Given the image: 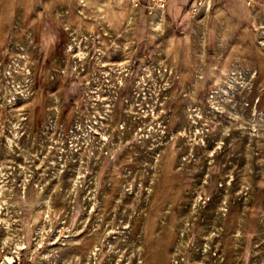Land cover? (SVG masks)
<instances>
[{
  "label": "rangeland",
  "instance_id": "obj_1",
  "mask_svg": "<svg viewBox=\"0 0 264 264\" xmlns=\"http://www.w3.org/2000/svg\"><path fill=\"white\" fill-rule=\"evenodd\" d=\"M165 1L0 0V264H264V0Z\"/></svg>",
  "mask_w": 264,
  "mask_h": 264
},
{
  "label": "built area",
  "instance_id": "obj_2",
  "mask_svg": "<svg viewBox=\"0 0 264 264\" xmlns=\"http://www.w3.org/2000/svg\"><path fill=\"white\" fill-rule=\"evenodd\" d=\"M153 4L160 5L165 7L166 1L165 0H151ZM206 0H196V6H194L193 10H198L199 7H202L205 4Z\"/></svg>",
  "mask_w": 264,
  "mask_h": 264
},
{
  "label": "bare ground",
  "instance_id": "obj_3",
  "mask_svg": "<svg viewBox=\"0 0 264 264\" xmlns=\"http://www.w3.org/2000/svg\"><path fill=\"white\" fill-rule=\"evenodd\" d=\"M240 226H241V225H240ZM240 226H239V227H240ZM234 227H236V226H234ZM232 229H233V227H232ZM236 232H237V231H236ZM234 240L237 241L238 239H237V238H234ZM232 245H233V244H232ZM229 250H230V249H229ZM263 260H264V255H263ZM235 263H236V262H235Z\"/></svg>",
  "mask_w": 264,
  "mask_h": 264
}]
</instances>
